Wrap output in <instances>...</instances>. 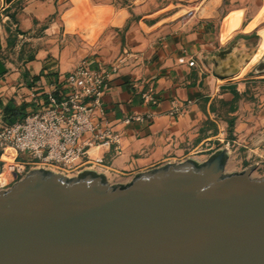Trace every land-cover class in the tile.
<instances>
[{"label": "crops", "instance_id": "0c3cea01", "mask_svg": "<svg viewBox=\"0 0 264 264\" xmlns=\"http://www.w3.org/2000/svg\"><path fill=\"white\" fill-rule=\"evenodd\" d=\"M130 7L114 0H0V58L6 67L0 76V122H6V105L26 104L27 113L55 87L61 91L63 78L85 58L92 66L97 60L111 65L126 58L104 97L109 115L113 121L128 115L155 117L119 126L122 153L92 147L90 158L103 157L105 165L81 170L103 173L116 184L192 159L191 150L219 136H205L210 131L202 124L221 85L229 80L214 77L206 64L216 62L218 52L231 43H250L252 35L244 32L248 24L243 20L229 39L221 29L217 33L216 6L193 10L173 3L134 21ZM86 8L97 18L95 32L77 26ZM151 89L160 100L158 106L143 102L142 95ZM237 89L241 92V85Z\"/></svg>", "mask_w": 264, "mask_h": 264}, {"label": "water", "instance_id": "95a60500", "mask_svg": "<svg viewBox=\"0 0 264 264\" xmlns=\"http://www.w3.org/2000/svg\"><path fill=\"white\" fill-rule=\"evenodd\" d=\"M228 155L124 184L31 170L0 191V264H264V176L227 173Z\"/></svg>", "mask_w": 264, "mask_h": 264}, {"label": "built area", "instance_id": "2783aa9c", "mask_svg": "<svg viewBox=\"0 0 264 264\" xmlns=\"http://www.w3.org/2000/svg\"><path fill=\"white\" fill-rule=\"evenodd\" d=\"M125 63V57L111 65L97 60L92 66L85 60L63 78L61 91L55 87L46 93L24 118L12 124L0 122V191L34 169L67 175L80 173L86 166H103V157L90 158L89 151L95 146L113 147L117 155L122 153L124 135L118 127L155 117L150 113L111 119L104 97ZM142 99L150 107L160 103L152 89Z\"/></svg>", "mask_w": 264, "mask_h": 264}, {"label": "rangeland", "instance_id": "374dc122", "mask_svg": "<svg viewBox=\"0 0 264 264\" xmlns=\"http://www.w3.org/2000/svg\"><path fill=\"white\" fill-rule=\"evenodd\" d=\"M114 3L132 6L129 9L131 21L151 15L159 8L173 3L189 6L193 10L216 6L219 8V15L214 20V27L217 33L221 29V34L226 39L240 29L242 20L248 24L244 32H252L250 43L237 46L231 43L218 52L220 58L216 62L206 64L214 77L229 80L221 85L224 87L218 90L210 104L211 114L202 124L210 131L205 136L220 134L191 151L192 159L203 162L212 153L227 148V173L241 172L255 165L252 177H263L264 118L261 112L264 109V32L260 30L264 29V0H114ZM90 11L87 8L84 10L77 26L79 29L95 32L94 20L97 18ZM91 38L95 39V35ZM238 85L242 87L241 92L237 89ZM231 120L233 125L229 126L228 121ZM51 171L58 173L57 170ZM78 174L75 172L65 176L76 177ZM109 182L116 184L111 180Z\"/></svg>", "mask_w": 264, "mask_h": 264}, {"label": "trees", "instance_id": "16d2710c", "mask_svg": "<svg viewBox=\"0 0 264 264\" xmlns=\"http://www.w3.org/2000/svg\"><path fill=\"white\" fill-rule=\"evenodd\" d=\"M26 104H22L21 106H17L13 103H10L4 107V120L12 124L17 120H20L25 117L26 115ZM229 126L233 125V121H228Z\"/></svg>", "mask_w": 264, "mask_h": 264}, {"label": "bare ground", "instance_id": "6f19581e", "mask_svg": "<svg viewBox=\"0 0 264 264\" xmlns=\"http://www.w3.org/2000/svg\"><path fill=\"white\" fill-rule=\"evenodd\" d=\"M262 31L264 32V29H262ZM263 32H262V33H263ZM263 34H264V33H263Z\"/></svg>", "mask_w": 264, "mask_h": 264}]
</instances>
